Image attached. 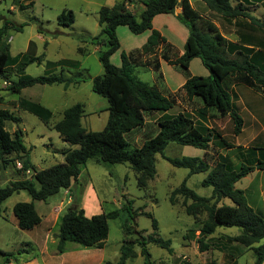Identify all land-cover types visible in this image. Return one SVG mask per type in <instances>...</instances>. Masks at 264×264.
Instances as JSON below:
<instances>
[{"label":"trees","instance_id":"obj_1","mask_svg":"<svg viewBox=\"0 0 264 264\" xmlns=\"http://www.w3.org/2000/svg\"><path fill=\"white\" fill-rule=\"evenodd\" d=\"M238 1L237 5L233 6L230 0H203L209 11L225 19H247L252 25L264 29V22L249 12L251 0ZM255 1L261 2V0ZM138 3L144 6L139 14V20L130 9ZM20 8L26 9L23 5H20ZM178 8L182 10L178 19L188 28L189 33L184 45V53L174 60H171L166 53L162 58L168 65L180 66L184 70H188L193 59L199 58L208 70L209 77L192 76L186 80L182 89L189 99L197 96L204 101L205 106L200 110L201 115L206 114L208 108H215L220 114L230 116L236 136L242 132L243 119L233 96L224 87V82L229 77L237 75L245 85L260 89L264 96V51L225 39L213 22L203 18L193 9L189 0H120L113 7L104 6L98 11V23L101 28L98 35L81 38L82 43L91 42L96 47L105 48L99 51L104 74L92 79V91L105 98L109 104L108 121L102 131H90L83 126L85 109L82 104L78 103L67 108L63 112V118L53 126L60 139L70 146L62 152L64 161L45 170H37L30 160V150L24 143L22 131L16 130L11 133L7 130L8 123L18 125L21 123V118L8 109L0 108V168L5 170L18 162L21 164L22 173L33 172L32 179L24 178L10 182L3 188L0 187V218L3 215V204L14 194L24 191L32 200L17 203L13 207L18 227L25 231L38 227L42 223V218L36 210L35 202H46L61 190L70 189L72 183L77 182L81 167L89 160L109 164L128 163L136 174L138 188L145 189L156 177V156L160 154L173 166L187 169V178L195 174H206L202 185L212 188V195L203 197L190 189L185 179L170 196L171 204L176 203L177 196L183 197L188 215L199 213L207 215L198 231L197 243L200 251L216 249L226 252L230 246L237 243L254 253V264H264V218L248 204L245 192L236 188V184L250 173L264 170L263 161H258L253 166L242 164L238 170H235L230 164L221 160L211 167L205 159L198 157H166L164 151L170 143L208 150L213 140L219 138L231 148L220 134L210 130L203 132L195 125L193 119L183 113L159 120L157 135L145 141L139 148H131L125 139L128 133L144 126L146 115L168 112L176 101L163 95L156 85H150L138 78L134 73V64L124 52L120 55V65L117 66L112 62V57L121 48L117 29L127 27L135 35L150 33L141 48V53L153 54L159 46L167 42L160 32L153 28L154 18L161 14H174ZM74 22L72 11L58 17V24L61 26H71ZM22 30L23 25H17L10 20L0 21V77L6 83L10 75L17 77L15 81L10 82L7 90L13 94H21L24 89L35 85L56 84L68 89L71 86H79L85 81L82 74L72 78L64 77L62 74L27 76L26 68L34 63H41L44 55L35 57L20 54L12 58L10 33L22 32ZM78 51L81 55L88 54V51L81 47ZM66 64L79 67V62H66ZM154 66L159 70L158 62H155ZM28 110L41 117V109L36 104L28 105ZM45 112L51 116L50 111ZM223 199H229L232 205H221ZM125 210L130 215L134 214L131 201L126 203ZM144 215L152 219L154 233L149 237L140 235L135 243L141 246L144 264H154L147 245L152 243L172 252L171 242L160 239L156 234L158 222L151 214ZM118 216L119 212L114 211L87 217L83 209L70 208L63 215L59 226L58 253L65 251L68 242L87 248L102 249L109 235L108 221ZM219 227H237L240 232L236 236L225 237L228 243L225 240L224 243L213 241L210 245L208 240H213L212 235ZM121 252L117 264H126L129 259L136 256L133 245L125 242ZM5 262L7 264L10 261Z\"/></svg>","mask_w":264,"mask_h":264},{"label":"rangeland","instance_id":"obj_2","mask_svg":"<svg viewBox=\"0 0 264 264\" xmlns=\"http://www.w3.org/2000/svg\"><path fill=\"white\" fill-rule=\"evenodd\" d=\"M118 1L0 0V21L10 20L17 25H23L22 32L10 33L12 58L18 57L20 54L35 57L44 55L41 63H34L26 68L27 76L62 74L64 77L72 78L82 74L85 78V81L79 86H71L68 89L57 84L35 85L26 88L20 95L7 90L10 87V82L17 79L16 76L10 75L6 85L3 84L4 79L0 77V98H2L0 108L8 109L21 118V123L18 125L8 123L7 130L11 133L16 130L22 131L24 143L30 150V160L37 170H45L64 161L61 151L70 146L60 139L57 132L53 130V126L63 118V112L67 108L78 103L84 106L85 115L82 124L87 130L100 132L107 124L109 104L105 98L92 91V79L104 74L99 51L105 48L96 47L91 42L82 43L81 38L82 36L94 37L98 35L101 31L98 23V11L104 6L113 7ZM192 2L200 11L206 7L203 0H192ZM231 3L234 6L237 5L235 1H231ZM20 5L25 6L26 9L22 10ZM141 7L140 3L130 7L138 20ZM249 10L251 9L249 8ZM69 11L74 14V24L71 26L59 25L58 17ZM250 12L251 15L255 13L258 18L264 21V6L256 5ZM181 14L182 12H178L177 18H174L177 23H181L178 19ZM223 19L225 18L216 15L218 25L226 30L228 26ZM167 25L169 31L162 29L166 35L170 38L178 36L175 28L171 27V23ZM122 29L126 31V35L122 33ZM181 29L187 34V27L181 25ZM217 29L219 31L218 27ZM117 35L122 46L113 57L112 62L118 66L121 62L120 55L124 50L139 46L142 36L131 33L127 27H119ZM177 43L179 44V41ZM80 47L88 51V54L81 55L78 51ZM177 47L184 50V45ZM165 53L173 60L178 55V51L174 48ZM135 58L137 60V54ZM155 60L156 57L152 58L153 63ZM197 61L203 71L209 74L200 59ZM66 62H79V67L66 64ZM152 66L151 72L134 64V73L150 85H154L155 81L152 79L154 76L156 82L161 86V72L164 71L170 86L174 88L189 75L188 71L179 66L176 69L171 65L164 64L163 71L157 70L154 64ZM192 70L194 74H199L196 72V66H193ZM3 86L5 89H2ZM161 88L164 92L163 83ZM247 89L245 85L238 87V93L242 98H247ZM176 97L180 100L179 106H174L166 113L158 112L154 115H147V123L143 128L125 136L131 148H137L156 134L159 129L157 127L158 120L170 118L182 112L193 113L192 118L196 121L198 128L203 132L208 130L197 117L200 105L187 103L181 93H177ZM33 104L41 109V117L28 110V105ZM45 111H50L51 116H48ZM209 120L214 123V118L205 122L209 124ZM45 121L48 122L44 123ZM214 125L219 129L216 132L219 131L218 133L231 145V148H228L219 138H215L218 141H215L209 150L210 154L207 158L209 162L214 164L217 160H221L238 170L242 164L253 166L258 161H262L259 155L264 156V147H259V150H255V146L249 149L241 148V146L250 144L244 143L247 136L239 138L234 134L232 120L227 122V119L224 118L220 120L219 125L216 123ZM254 145L256 144L254 143ZM201 152L202 150L191 146L170 143L166 147L164 155L168 158H183L191 157L194 154L200 155ZM155 168V179L149 182L147 188L140 189L137 186L136 174L128 163L109 164L89 160L86 165L81 167V174L77 182L72 183L73 186L70 189L61 190L46 202H35L42 223L30 231L21 230L18 227L13 207L20 202H31L32 199L24 191L14 194L3 204V215L0 218V264H6L5 261H10L13 264H117L122 255L121 249L124 242L132 244L136 253V256L129 259L126 264H144L141 246L135 242L140 235L149 237L154 233L152 219L145 216V213L151 214L158 222L157 236L171 242L172 252L152 243L147 245L154 264H228L224 259V254L216 249L200 251L197 243L198 231L207 215L205 213L188 215L184 199L181 196H177L175 204L170 202L171 193L180 187L185 179H187V186L198 195L210 197L212 188L202 185L206 174H195L187 178V169L173 166L160 154L156 156ZM20 169L21 164L18 162L16 165L8 166L5 170L0 168V187L3 188L16 180L32 179V171L22 173ZM251 177L250 180L242 179L239 182V188L241 189L251 181L254 183L253 186H260L264 183V173L256 174L254 172ZM129 201L132 202L134 211L132 215L125 210L126 203ZM190 203L191 201L188 202V204ZM223 204L232 205V202L229 199H223L221 205ZM259 206L260 210L264 212V202L259 201ZM70 208L83 209L87 217L103 212H119L117 218L108 221L109 235L102 249L87 248L68 242L66 254L58 253L59 226L63 215ZM239 232L240 229L237 227H219L212 235L213 240H208V243L210 245L213 241L224 243L225 237L236 236ZM232 247L244 248L237 243H234ZM38 248L40 251H44V255L39 253ZM7 254H11V256H7ZM254 256L253 252L247 253L240 258L239 264H251Z\"/></svg>","mask_w":264,"mask_h":264},{"label":"crops","instance_id":"obj_3","mask_svg":"<svg viewBox=\"0 0 264 264\" xmlns=\"http://www.w3.org/2000/svg\"><path fill=\"white\" fill-rule=\"evenodd\" d=\"M231 1H235L236 4L239 2L238 0H230V2ZM189 2L191 4V6L193 7V9L196 10V12L200 16H202L203 18H205L207 20H210L211 22H213L216 25L219 28L220 34L225 39H227L228 41L233 42V43L241 44V45H243L245 47L254 48L255 50L261 49V50L264 51V29L252 25L249 22V20H247V19L238 18V19H223V21L228 26V28L226 30H223L222 28H220V26L218 25V23L216 21V15L217 14L209 11L207 9V7L203 8L202 11H200V10H198L195 7V5L192 2V0H189ZM251 2H252V5L249 6V8L251 9L250 11H252V8L255 7L256 5L264 6V0H261V2H256L255 0H251ZM141 8L144 9V6H142ZM181 12H182V10H181ZM177 13L178 12L175 11V14H161V15H157L154 18V20L152 22L153 28L156 29L157 31H159L160 34L166 39L167 42H166L165 45L159 46V48L156 49L153 54L143 55L141 53V48L146 43V41H147V39H148V37L150 35V33H148V32L139 35V36H142L141 37V42H140L141 44L139 46H137L135 48H131L129 50H124V53L129 57L130 61L133 64H135L136 66H141L143 68V70L146 69L147 71H151L152 72L151 69L153 68L152 65L154 64L153 61H152V58L156 57L155 62L159 63V67H160L159 70L163 71V66H164V64H167V63L162 58V55H164V53L167 50H169V49L171 50L173 48L176 49L178 51L177 57H180L184 53V50L182 51L181 48H178L177 46L178 45L179 46L185 45V42L187 40V37H188L189 33L187 32V34H186V31H184V32L182 31L181 25H183L186 28V26L184 24H182V22L181 23H177L175 21L174 18H177V15H176ZM250 14H251V12H250ZM253 16L258 18L255 13H254ZM221 18H223V17H221ZM258 19L263 21L261 18H258ZM169 23H171V27L172 28H175L178 36L175 35L173 38H170L162 30V29H166V30L169 31L168 25H167ZM122 33L126 35V31L124 29H122ZM177 41H179V44L177 43ZM121 46H122V44H121ZM96 50L98 51L99 49L97 48ZM136 54L138 56L137 60L135 58ZM113 57H115V55ZM113 57H112V60H113ZM198 59L199 58H195V59H193L190 62L189 68H188V70H186V71L189 72V75L186 76L185 78H183L175 88L173 86L172 87L170 86V84L168 82V77L164 74V71L161 72L162 73L161 74L162 75L161 86H160V84H158L156 82V78L154 76H152V79H153V81H155L154 85H157L158 89L161 92H162V88L161 87H162V83H163L164 92L165 93L162 92V94L163 95L165 94V96H167V97L174 98L175 101H176V104L174 106H179L178 104L180 103V100L176 97L177 93H181L183 95V97L186 99L185 101L187 103H197V104H199L200 105L199 106V110L197 111V113H199V116H197V117H199L198 120L201 123H204L205 126L208 128V130L213 131L216 134H219L218 133L219 131L216 132V130H219V129L217 127H215L214 124L216 123L217 125H219L220 120L224 119V118L227 119V122H230V120H232L230 118V116L229 115L220 114L215 108H208L206 114L201 115L200 114V110L203 109L204 106H205L204 101L200 97H197V96L194 97L193 99H189L187 97L186 93L184 92V90L182 89V87H183L184 83L186 82V80L188 78L192 77V76L209 77L210 74H208L205 71H203L202 67H200V65H199V63L197 61ZM171 60H173V59H171ZM201 64H202V62H201ZM193 66H196V72L199 73V74H194L192 72L193 71L192 70ZM172 67H175L176 69L178 68V66H172ZM3 84L6 85V82L4 81ZM241 85H245V84L242 82L240 77H238L237 75L229 77L224 82V87L233 96L234 102H235V104L237 106L239 114L241 115V117L243 119V122H244L242 132L238 135V137L239 138L240 137H244L245 138L247 136L245 138V142L244 143L250 144L249 146H244V147L241 146V148L249 149L252 146H255L256 147L255 150H259L260 149L259 147H264V96L261 93L260 89L251 88V87L245 85L246 88H248L247 92H246V94H247L246 97L247 98H242V96H240V94L238 93V87H240ZM2 89H5V87L3 86ZM24 90L21 92L20 95L23 94ZM242 104H244V106H242ZM157 113L158 112H154V113H152V115L157 114ZM164 113H166V112H164ZM182 113L185 114L186 116L190 117L191 119H193L192 118V115H194L193 113L190 114V113H188V111L187 112H182ZM148 115H151V114H148ZM176 115H178V114H176ZM210 118H214V120H213L214 123H211V121L209 120V124H207L205 121H208V119H210ZM193 121L195 122V125L197 126L196 121L194 119H193ZM146 123H147V121L145 120L144 126L146 125ZM143 127H139L137 129L131 131L128 134H131V133H133V132H135L138 129L143 128ZM157 127H158V125H157ZM158 131H159V129L157 130V132H156V134L154 136L157 135ZM222 138L224 139L223 136H222ZM136 140H137V137H136ZM215 141H218V140L214 139L212 144H211V146H210V148L208 150H202L200 155L199 154H194L191 157H198V158H201V159H205L210 164V166L213 167L216 164V162H218L219 160H217L214 164H212L211 162L208 161L207 158H208V154H210L209 150L213 147V143ZM254 143L256 145H254ZM142 144L140 146H138L137 148L141 147ZM67 149L68 148H65L64 150H62L61 154H62V152H64ZM220 153H221V151L218 152L219 155H220ZM259 157H260V160H262L264 162V156H260L259 155ZM254 172H256V174H260V173H264V170H256ZM254 172H252V173H254ZM252 173H250L247 177H245L243 179L250 180V178H252L251 177ZM239 182L236 184V188H238V189H240L239 188V184H240ZM253 185H254V183H252V181H251V182L247 183L245 186L241 187V190H243L245 192L246 198L248 200V204L251 207H253L254 210L259 215H261L264 218V212H262L260 210V206H259V201H261L262 203L264 202V183L262 185L260 184V186H253ZM248 194H250L251 196L249 197ZM29 243H31V242H29ZM66 249H67V244H66V247H65V251H66ZM65 251L63 253H65ZM43 252H44L43 250L40 251V249H39V253L40 254L44 255ZM249 252H252V251L251 250H247L245 248H238V247H234L233 248V247L230 246L228 248V251L221 252V253L224 254V259H225V261L228 264H239L240 258L244 257ZM63 253H61V254H63ZM254 260L255 259L253 258V261L251 262V264H254ZM7 264H13V263L9 262Z\"/></svg>","mask_w":264,"mask_h":264},{"label":"water","instance_id":"obj_4","mask_svg":"<svg viewBox=\"0 0 264 264\" xmlns=\"http://www.w3.org/2000/svg\"><path fill=\"white\" fill-rule=\"evenodd\" d=\"M176 12H181V9H176Z\"/></svg>","mask_w":264,"mask_h":264},{"label":"built area","instance_id":"obj_5","mask_svg":"<svg viewBox=\"0 0 264 264\" xmlns=\"http://www.w3.org/2000/svg\"><path fill=\"white\" fill-rule=\"evenodd\" d=\"M28 173L30 172V171H27Z\"/></svg>","mask_w":264,"mask_h":264}]
</instances>
